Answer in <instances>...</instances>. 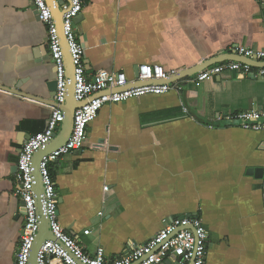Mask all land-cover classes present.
<instances>
[{
	"label": "crops",
	"instance_id": "obj_1",
	"mask_svg": "<svg viewBox=\"0 0 264 264\" xmlns=\"http://www.w3.org/2000/svg\"><path fill=\"white\" fill-rule=\"evenodd\" d=\"M83 2L74 31L88 78L106 70L133 86L140 65L181 76L235 47L264 52V0ZM249 63L248 75L225 71L199 86L180 78V91L106 104L83 147L50 165L59 223L85 253L101 247L113 260L163 220L196 217L204 264H264V133L218 120L264 110V61ZM54 78L31 1L0 0V264H15L24 221L15 168L46 126Z\"/></svg>",
	"mask_w": 264,
	"mask_h": 264
},
{
	"label": "built area",
	"instance_id": "obj_2",
	"mask_svg": "<svg viewBox=\"0 0 264 264\" xmlns=\"http://www.w3.org/2000/svg\"><path fill=\"white\" fill-rule=\"evenodd\" d=\"M38 14L39 21L44 25L47 35V47L55 70V94L50 115L42 132L30 137L21 147L15 172L17 194L24 204V221L15 264H29L30 252L39 231V218L48 220L52 240L45 241L40 247L37 264H164L170 261L174 264H204L207 251V232L202 221L196 217L163 220L161 230L146 243L132 245L129 252L122 257L107 260L105 251L99 247L93 255L87 254L78 242L69 236L58 220V197L53 182L50 165L61 157L78 151L84 145L87 136V126L95 120L106 104H118L129 99L146 95H162L171 90L180 91L182 87L177 82L148 83L129 86L122 73L98 70L92 78L85 74L83 63V46L78 42L74 31L73 20L80 14L83 0H64L60 9L62 14V31L67 43L68 52L73 65L74 98L81 102L73 114L72 131L67 142L57 150L43 157L39 165L42 192L36 194L34 187L37 182L33 175V160L35 154L44 148L54 138L56 131L64 120L62 105L67 96V86L70 80L66 77V65L62 38L53 17V8L57 0H30ZM233 53L247 60L264 61V52L245 47H235ZM232 72L239 76L248 75L251 65L238 61H228L215 64L190 77L188 81L199 86L213 76L223 72ZM176 74L172 70L166 72L160 66L140 65L135 84L138 82H159ZM264 75V70L260 72ZM228 125L244 130L264 133V110L246 111L218 118ZM213 128L209 126V129ZM104 186L103 190H107ZM38 201V202H37ZM101 215V214H100ZM88 230L84 232L85 235Z\"/></svg>",
	"mask_w": 264,
	"mask_h": 264
},
{
	"label": "water",
	"instance_id": "obj_3",
	"mask_svg": "<svg viewBox=\"0 0 264 264\" xmlns=\"http://www.w3.org/2000/svg\"><path fill=\"white\" fill-rule=\"evenodd\" d=\"M48 3H49V5L51 4L50 0H48ZM63 3H64V0H57L56 6H55V8H53V17L57 23V26H58L59 32H60V36L62 38L64 61H65V65H66V77L68 80H70V83H68V86H67L68 91H67L66 100H65V102L61 108L62 112H63L64 120L61 123L60 128L56 131V134H55L54 138L52 139V141H50L44 148L40 149L34 156V160H33L34 172H33V175H34L35 180L37 182L36 186L34 187V190H35V193L37 195L42 192L41 178L39 175V165L41 163V160L43 159V157H45L46 155L50 154L51 152L57 150L59 147L63 146L67 142V140L71 134V131H72L73 114H74L75 110L78 107H80L82 104L81 102H77L74 98L73 65H72L70 55L68 52L67 43L64 39L63 31H62V14H63V11L60 9V7ZM36 15H37V19H38L37 12H36ZM80 18H81V16L79 14L73 20L74 24L77 23ZM36 54H37V52H36ZM49 58L51 59L50 55H49ZM225 60L238 61V62L247 63L250 65V63H249L250 60H247V59H244L241 57H237L232 52L230 55H223V57L217 58L212 62H206V64H203V66H201V67L189 69L186 72H184V74H182L181 76H172V77H175L173 79H170L171 77H169L166 80H162L159 82H152V81L151 82H138V84H136V85L141 86V85H145L148 83H172V82H176L180 78L192 77V76L196 75L197 73H199L201 70H203L205 67H207V66L209 67L213 64H216V63H219V62L225 61ZM233 74H235V73H233ZM55 87H56L55 80H53L51 82V85H47V90H48V92H50L49 93V99H48L49 101H51L50 106L53 105ZM0 89L4 90V88H0ZM17 89H18V85L16 86V90ZM7 90L10 91L9 88ZM27 139H29V137ZM16 169L17 168H15V171H16ZM262 172H263V169L255 170V174H257V175H260ZM20 206L23 208L21 214H24V212H25L24 211V204L22 202H20ZM52 239H53V237H52L50 230H49L48 220L44 216L41 215L39 218V231L37 233L35 242L33 244L32 250L30 252L29 264H37L36 257H37V253H38L40 247L42 246V244L45 241L52 240ZM164 264H169V262L166 261V262H164Z\"/></svg>",
	"mask_w": 264,
	"mask_h": 264
},
{
	"label": "flooded vegetation",
	"instance_id": "obj_4",
	"mask_svg": "<svg viewBox=\"0 0 264 264\" xmlns=\"http://www.w3.org/2000/svg\"><path fill=\"white\" fill-rule=\"evenodd\" d=\"M20 239V238H19Z\"/></svg>",
	"mask_w": 264,
	"mask_h": 264
},
{
	"label": "trees",
	"instance_id": "obj_5",
	"mask_svg": "<svg viewBox=\"0 0 264 264\" xmlns=\"http://www.w3.org/2000/svg\"><path fill=\"white\" fill-rule=\"evenodd\" d=\"M51 173V172H50Z\"/></svg>",
	"mask_w": 264,
	"mask_h": 264
}]
</instances>
